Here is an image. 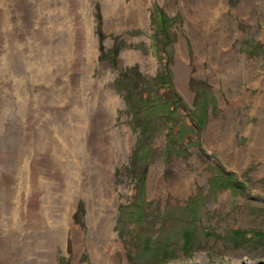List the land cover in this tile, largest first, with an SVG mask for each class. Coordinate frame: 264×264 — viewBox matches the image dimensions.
<instances>
[{"label": "rangeland", "instance_id": "1", "mask_svg": "<svg viewBox=\"0 0 264 264\" xmlns=\"http://www.w3.org/2000/svg\"><path fill=\"white\" fill-rule=\"evenodd\" d=\"M109 1L0 0V264H264V0Z\"/></svg>", "mask_w": 264, "mask_h": 264}, {"label": "bare ground", "instance_id": "2", "mask_svg": "<svg viewBox=\"0 0 264 264\" xmlns=\"http://www.w3.org/2000/svg\"><path fill=\"white\" fill-rule=\"evenodd\" d=\"M104 2L105 3H109L110 1L109 0H104ZM89 25V24H88ZM87 27V26H86ZM88 32L89 33H91V28H89L88 27ZM89 41V40H88ZM248 73V72H247ZM245 76V75H244ZM250 77H253L252 75L251 76H247V78H250ZM243 93V92H242ZM261 93V92H260ZM247 94V93H246ZM244 95V94H243ZM255 95H258V94H255ZM244 96H246V95H244ZM108 101H110V102H112L111 100H109V98L107 99ZM254 100H257V103L258 104H262V103H264L263 101H264V93H261V94H259L258 96H256L255 98H254ZM112 109H113V107L112 106H110L109 107V109L108 110H104V112H105V114L103 113V115L104 116H107V115H109V116H111V111H112ZM109 120V119H108ZM108 120H106V121H108ZM108 125V124H107ZM262 130L264 131V126H262ZM77 133V132H76ZM78 134V133H77ZM76 134V136L77 137H79V135H77ZM255 133L253 132L252 133V135H254ZM256 135H258V140H257V142L259 143V144H261L262 146H263V150L261 151L262 153H261V155L262 156H264V132L262 133L261 131H260V133H257ZM76 142V139H75V141L73 142V144L72 143H70L69 141H64V144L67 146L68 145V148H69V146L71 145L74 149H75V151H77L78 152V148H77V146H76V144H74ZM256 150V149H255ZM254 152V151H253ZM263 169V171H264V167L262 168ZM80 169L78 168L75 172H71V171H68V172H66L65 174H69V175H71V176H73V177H75L76 176V174H78V171H79ZM67 171V170H66ZM81 171V170H80ZM79 174H80V172H79ZM79 176V175H78ZM74 179V178H73ZM75 179H76V177H75ZM66 185V184H65ZM70 186V185H69ZM77 188V187H76ZM76 188H75V190H76ZM45 189V188H44ZM63 190V189H62ZM73 190V189H72ZM64 191V190H63ZM62 191V193H64ZM70 191V190H69ZM74 191V190H73ZM42 192V191H41ZM49 193V192H48ZM73 193V192H72ZM63 195V194H62ZM49 196V195H48ZM62 197V196H61ZM63 197L65 198V201L63 202V204H65V208H63L64 209V211L62 212L63 213V215H64V217H65V220L69 223V221H71V212H72V210L74 209V207H73V205H74V202L76 201H73L72 202V200H73V196H72V194H70L69 192H66L65 191V193H64V195H63ZM76 197V196H75ZM46 198H47V196H46ZM64 198H62V199H64ZM48 200V199H47ZM62 207V206H61ZM104 229L101 231L99 228L97 229L99 232H97V231H95V233H96V238L98 237V238H102V236H103V231H105L106 230V228H105V226L103 227ZM94 230H96V229H94ZM53 233H55V231H52ZM108 236V235H107ZM95 238V237H94ZM58 239H59V237H58ZM96 250V249H95Z\"/></svg>", "mask_w": 264, "mask_h": 264}, {"label": "trees", "instance_id": "3", "mask_svg": "<svg viewBox=\"0 0 264 264\" xmlns=\"http://www.w3.org/2000/svg\"><path fill=\"white\" fill-rule=\"evenodd\" d=\"M153 13H154V15H153V17H152V21H153V23L155 24V28H154V30L157 31L158 33H159V32H162L163 28L166 27V25H167V23H166V19H165V15L160 14V13L158 12V10H154ZM160 75L163 77V78H162V79H163L162 81H163V82L166 81V83H167L168 76H167L165 73H164V74L160 73ZM152 101H153V100H152ZM161 104H163V105H165V106L167 105L164 101H162ZM128 106H129L131 109H133V115H135V113H137V110L135 109V108H136V105H135V107H134V105L132 104V102H129V103H128ZM150 106H154V105H153V102H151ZM167 107H168V109H170V105H167ZM169 112H171V111L168 110L166 113L168 114ZM166 113L164 114V116H166ZM167 116H168V115H167ZM167 116H166V117H167Z\"/></svg>", "mask_w": 264, "mask_h": 264}]
</instances>
